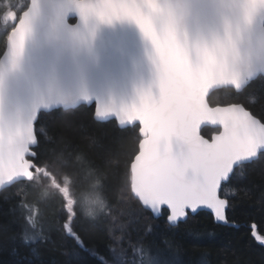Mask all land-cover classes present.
Instances as JSON below:
<instances>
[{
  "label": "snow or ice",
  "instance_id": "snow-or-ice-1",
  "mask_svg": "<svg viewBox=\"0 0 264 264\" xmlns=\"http://www.w3.org/2000/svg\"><path fill=\"white\" fill-rule=\"evenodd\" d=\"M50 7V21L42 0H22L16 9L0 13V198L7 200L13 192L26 197L50 165H75L89 191L79 213L75 201L65 196L51 221L41 216L36 203L22 200V215L0 223V235L27 249L32 257L28 264H43V247L56 242L54 234L71 243L72 254L87 250L89 228L111 241L110 259L91 250L100 264H169L153 250L154 221L163 220L171 230L208 209L218 226L236 227L228 213L233 197L246 190L232 188L231 195L228 190L244 179L249 165L264 160V92L252 89L264 82V29L253 31L264 0H59ZM73 13L77 24L71 22ZM218 17L222 28L214 27ZM94 20L134 22L154 50L155 91H141L131 106L97 103L94 113L98 122L115 116L121 127L139 122L132 140L136 147L125 159L104 160L113 171L114 186L88 151L52 133L37 137L41 109L67 114L91 103L86 83L55 67L45 73L26 62L28 44L38 36L55 49L53 33H76L79 23ZM26 91L25 101L21 94ZM225 93L228 102L210 103ZM208 126L215 132L206 138ZM86 139L89 147L96 143ZM40 157L44 159L37 163ZM113 188L119 195L115 202L109 199ZM146 214L153 222L141 224ZM11 225L16 230L9 233ZM250 231L264 245L256 224ZM161 243L171 242L164 238Z\"/></svg>",
  "mask_w": 264,
  "mask_h": 264
},
{
  "label": "trees",
  "instance_id": "trees-1",
  "mask_svg": "<svg viewBox=\"0 0 264 264\" xmlns=\"http://www.w3.org/2000/svg\"><path fill=\"white\" fill-rule=\"evenodd\" d=\"M257 93L264 92V82L257 81L252 85ZM230 97L228 94L213 96L210 103H226ZM94 105L82 104L76 110L67 114L54 111L51 114L42 112L37 121L38 139L48 132L57 138L63 137L70 141L73 146H79L89 152L91 158L100 166L110 185H115L112 169L104 164V160L123 161L136 145L133 138L138 136L139 125L121 128L116 120L98 122L94 117ZM258 112L261 107L257 106ZM215 131V128L207 127L203 133L207 137ZM92 137L96 143L89 147ZM43 157L37 159V163L43 161ZM72 160H75L73 153ZM78 168L58 167L50 165L47 172L40 176V182L35 189L26 197L10 193L9 199L0 198V223L11 221L14 215L19 217L23 209L19 204L23 200L36 203L43 217L51 221L55 219V211L58 204H62L65 198L57 192L51 191L49 186L55 188L68 185L73 198H79L89 191L88 184L77 176ZM90 182V181H89ZM50 184V185H49ZM243 188L246 194L238 193L233 197L234 207L228 215L235 222L236 227L218 226L214 223L213 216L208 211H200L188 219L186 224H180L178 228L167 230L163 220H156L155 244L153 248L169 250L178 256L179 264H264V245H261L252 236L250 225L256 224L259 232L264 233V160L249 165L243 180L234 182L229 188ZM100 191L99 186L96 189ZM73 199V200H74ZM109 199L113 202L119 199L118 193L109 191ZM81 199L76 202L77 213L80 212ZM15 209V214L13 210ZM86 215V213H85ZM91 219V217H88ZM153 222L147 214L141 224ZM138 227V226H134ZM16 230V225H11L9 233ZM135 239L136 232L129 230ZM87 250L72 254L71 243H63L59 237L53 235L56 241L43 247L41 260L43 264H100V260L91 254L95 249L101 256L111 258L108 245L111 243L104 234L96 229L89 228L85 234ZM167 238L171 243L164 245L162 239ZM149 239H153L150 237ZM32 257L27 249L12 244L6 235H0V264H28ZM177 263V264H178Z\"/></svg>",
  "mask_w": 264,
  "mask_h": 264
},
{
  "label": "water",
  "instance_id": "water-1",
  "mask_svg": "<svg viewBox=\"0 0 264 264\" xmlns=\"http://www.w3.org/2000/svg\"><path fill=\"white\" fill-rule=\"evenodd\" d=\"M58 2L59 0H42L46 20L50 21L52 18L50 6ZM70 19H75L73 24L78 23L75 13ZM214 27L222 28L221 18H217ZM262 29L264 12L256 18L253 26L254 32L259 33ZM50 39L55 44V49L48 47L43 35L30 41L26 62L45 73L55 67L61 75L83 79L93 97L91 103L86 105H94L95 110L97 103L131 106L139 102L141 91L150 87L155 91V66L151 61L154 50L134 22L116 20L108 24L94 20L87 25L79 23L76 33L64 30L53 33ZM27 97V91L21 94L22 100L26 101ZM42 112L43 109L35 125ZM113 119L116 120V117L111 116L106 121ZM135 125H139V122L126 123L119 127ZM3 140L4 137L0 136V143ZM200 211L210 212L208 209L198 210Z\"/></svg>",
  "mask_w": 264,
  "mask_h": 264
},
{
  "label": "rangeland",
  "instance_id": "rangeland-1",
  "mask_svg": "<svg viewBox=\"0 0 264 264\" xmlns=\"http://www.w3.org/2000/svg\"><path fill=\"white\" fill-rule=\"evenodd\" d=\"M19 2H22V0H2V2H0V13H6V12L10 11V9H12L11 6H14V5L18 4ZM9 6H10V7H9ZM16 8H17V5H16ZM14 9H15V8H14ZM14 9H13V10H14ZM49 185H50V184H49ZM64 186H65V188L67 189V192H66V193H61V192L59 191V188H55V187H57V186H54V185H52V184L49 186V188L52 189L51 191H54V192H57V190H58V193H59L60 195H62L63 197H64V195H65L67 198L73 200L74 198H73V195L71 194L70 187H69L67 184L64 185ZM84 196H85V194H84L83 196L79 197V198L81 199V200H80L81 203H83ZM79 198H78V199H79ZM78 199H77V198L74 199L75 203L77 202ZM41 216H42V214H41ZM153 250H154V251H155V250H158L160 256H161L163 259L167 260V261L169 262V264H177L178 261H179L178 256L175 255L174 252H172V251H169V250H160V249H157V248H153ZM178 264H179V263H178Z\"/></svg>",
  "mask_w": 264,
  "mask_h": 264
},
{
  "label": "flooded vegetation",
  "instance_id": "flooded-vegetation-1",
  "mask_svg": "<svg viewBox=\"0 0 264 264\" xmlns=\"http://www.w3.org/2000/svg\"><path fill=\"white\" fill-rule=\"evenodd\" d=\"M16 5H18V4H16ZM16 5H14V6H11V7H12V9H10V10H13L14 8L16 9Z\"/></svg>",
  "mask_w": 264,
  "mask_h": 264
}]
</instances>
